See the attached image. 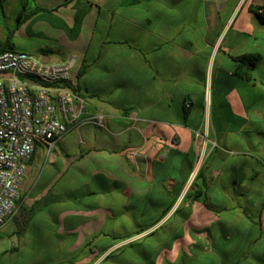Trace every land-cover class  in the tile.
I'll list each match as a JSON object with an SVG mask.
<instances>
[{
    "label": "crops",
    "instance_id": "0c3cea01",
    "mask_svg": "<svg viewBox=\"0 0 264 264\" xmlns=\"http://www.w3.org/2000/svg\"><path fill=\"white\" fill-rule=\"evenodd\" d=\"M263 2L34 0L12 51L76 55L105 124L35 147L0 264H264Z\"/></svg>",
    "mask_w": 264,
    "mask_h": 264
},
{
    "label": "built area",
    "instance_id": "2783aa9c",
    "mask_svg": "<svg viewBox=\"0 0 264 264\" xmlns=\"http://www.w3.org/2000/svg\"><path fill=\"white\" fill-rule=\"evenodd\" d=\"M78 70L74 54L61 62L42 63L23 52L0 53V74H5L0 78V230L9 221L29 217L16 200L36 146L50 152L69 130L86 124L104 127L102 114L86 112L77 87Z\"/></svg>",
    "mask_w": 264,
    "mask_h": 264
},
{
    "label": "trees",
    "instance_id": "16d2710c",
    "mask_svg": "<svg viewBox=\"0 0 264 264\" xmlns=\"http://www.w3.org/2000/svg\"><path fill=\"white\" fill-rule=\"evenodd\" d=\"M18 2H20V7L17 9L18 14L14 18V23L11 27L5 25L3 26L4 30L6 31L7 37L3 42L0 43V53H3L5 51H12L11 38L13 33L18 30L26 21H28L35 13L41 11V9L35 5L34 0H18ZM1 4L2 1L0 0V10L3 13ZM252 11L256 15L259 22L264 24V2L261 7L253 9ZM238 61L245 63L248 67V70H250L259 61V56L245 55L240 57ZM82 71L83 70L81 68L78 70L76 74V81H78V78L81 76Z\"/></svg>",
    "mask_w": 264,
    "mask_h": 264
},
{
    "label": "rangeland",
    "instance_id": "374dc122",
    "mask_svg": "<svg viewBox=\"0 0 264 264\" xmlns=\"http://www.w3.org/2000/svg\"><path fill=\"white\" fill-rule=\"evenodd\" d=\"M1 8H3V13L0 10V39H3L6 31L3 26L11 27L14 23V18L17 16V9L20 7V2L18 0H1ZM16 48H20L27 44L26 40H22L19 36L12 40Z\"/></svg>",
    "mask_w": 264,
    "mask_h": 264
},
{
    "label": "water",
    "instance_id": "95a60500",
    "mask_svg": "<svg viewBox=\"0 0 264 264\" xmlns=\"http://www.w3.org/2000/svg\"><path fill=\"white\" fill-rule=\"evenodd\" d=\"M48 60H42V59H40V62H42V63H45V62H47ZM10 74H8V77H10L9 76ZM0 78H5V74H0ZM24 82L26 83V84H28V85H35V82H33V81H31V80H24Z\"/></svg>",
    "mask_w": 264,
    "mask_h": 264
}]
</instances>
